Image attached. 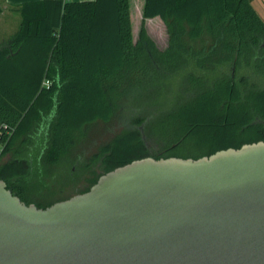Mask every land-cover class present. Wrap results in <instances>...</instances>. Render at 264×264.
Masks as SVG:
<instances>
[{
  "label": "trees",
  "instance_id": "trees-1",
  "mask_svg": "<svg viewBox=\"0 0 264 264\" xmlns=\"http://www.w3.org/2000/svg\"><path fill=\"white\" fill-rule=\"evenodd\" d=\"M17 12L18 30L0 44V180L25 204L19 182L66 159L98 121L114 131L85 165L98 172L82 193L135 160L264 141V21L251 0H144L136 41L129 0L32 1ZM154 18L165 49L145 27ZM147 99L158 111H144Z\"/></svg>",
  "mask_w": 264,
  "mask_h": 264
},
{
  "label": "water",
  "instance_id": "water-1",
  "mask_svg": "<svg viewBox=\"0 0 264 264\" xmlns=\"http://www.w3.org/2000/svg\"><path fill=\"white\" fill-rule=\"evenodd\" d=\"M0 264H264V141L135 160L46 208L0 180Z\"/></svg>",
  "mask_w": 264,
  "mask_h": 264
},
{
  "label": "rangeland",
  "instance_id": "rangeland-1",
  "mask_svg": "<svg viewBox=\"0 0 264 264\" xmlns=\"http://www.w3.org/2000/svg\"><path fill=\"white\" fill-rule=\"evenodd\" d=\"M251 1L264 21V0ZM131 12L133 16L131 34L133 41H136L141 28L142 18L137 15L134 3L131 6ZM20 19V14L15 11L6 13L0 19V44L18 30ZM144 24L148 34L158 48L165 49L168 37L162 21L159 18L151 19L145 20ZM255 76L258 79L257 74ZM139 103L143 104V109L146 113L158 111V108L150 99ZM114 126L113 122H95L87 127L85 138L66 159L59 161L55 165H45L44 167L38 166L39 163H37L35 166H37L38 170H35L30 176L19 182L23 199L31 201L34 205L48 207V205L82 193L86 189L88 181L96 174L94 172H98L97 168L87 171L84 170V167L97 149L110 139ZM30 148L31 152L29 151L28 155L30 154L29 158L33 162L35 155H37V148L29 146V150ZM8 158L9 155H6L2 157L1 161H6Z\"/></svg>",
  "mask_w": 264,
  "mask_h": 264
},
{
  "label": "crops",
  "instance_id": "crops-1",
  "mask_svg": "<svg viewBox=\"0 0 264 264\" xmlns=\"http://www.w3.org/2000/svg\"><path fill=\"white\" fill-rule=\"evenodd\" d=\"M32 1H42V0H0V19L8 12L15 11L17 12L18 7H20L22 4ZM63 1H74V2H81V1H93V0H63ZM135 4L137 15L141 16L142 18V10L144 6V0H129V13H130V21L132 23V12H131V6L132 4ZM158 19V18H154ZM152 19V20H154ZM151 20V19H147Z\"/></svg>",
  "mask_w": 264,
  "mask_h": 264
},
{
  "label": "built area",
  "instance_id": "built-area-1",
  "mask_svg": "<svg viewBox=\"0 0 264 264\" xmlns=\"http://www.w3.org/2000/svg\"><path fill=\"white\" fill-rule=\"evenodd\" d=\"M7 134H9V132H7ZM4 137V134L2 133V131L0 130V153L2 152L3 150V147H4V143H3V138Z\"/></svg>",
  "mask_w": 264,
  "mask_h": 264
}]
</instances>
